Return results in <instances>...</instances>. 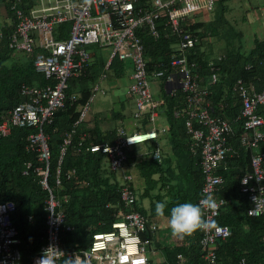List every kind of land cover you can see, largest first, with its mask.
<instances>
[{
	"label": "trees",
	"instance_id": "1",
	"mask_svg": "<svg viewBox=\"0 0 264 264\" xmlns=\"http://www.w3.org/2000/svg\"><path fill=\"white\" fill-rule=\"evenodd\" d=\"M227 1L216 0L215 18L210 21L197 23L190 18L187 19L190 30L199 36L194 46L188 49L187 58L196 65L194 71L197 73L196 79L199 84H206L210 79L211 67L216 68L217 80L208 86L204 102H208L212 115L227 119L234 130V136L230 139L234 149L232 155L218 167V172L224 179L218 193L227 202L219 210L214 224L228 225L230 234L225 239L216 240L217 263L264 264L262 240L264 220L261 216L247 214L249 200L247 194L240 190V178L250 170V156L255 150L264 151V141L256 148L243 147L238 143L237 137L242 132V125L241 121L235 118L240 111V101L232 89L238 77L252 82L256 90L264 86V37H255L254 46L247 49L242 48L240 43L235 42L237 47L235 46L232 39L237 34L235 30L215 29L216 22L220 23L219 28L221 24L229 26L228 22L231 20L228 21L225 16L229 9ZM6 3L8 15L14 24L16 20L14 7H21L28 13L35 1L8 0ZM158 22L157 38L150 33L148 27L137 30L143 42L149 72L155 68L166 67L169 70V58L176 42L175 37L168 34V26L163 24L162 20ZM13 24L3 28V38L0 40V122L8 117V111L15 104L29 98L28 95L21 93L22 85L36 86L48 83V79L35 70L32 56L8 47ZM68 25V22L58 25L56 32L58 38H65L68 35ZM211 31H217V37L224 39V46L215 55L201 49L203 39ZM89 49L91 60L84 71L67 78L64 106L54 112L50 123L42 126L43 132L48 136L50 151L48 186L59 201L57 208L65 213V223L71 226L70 229H61L60 243L64 249L77 252L90 246L93 234L110 231L113 228L112 223L122 218L118 214L120 209L129 210L120 198L123 180L116 171L107 167V152L100 148L89 149L91 144L113 143L117 126L101 129L96 121L91 124L82 121L76 126L74 123L79 117L80 109L93 92V84L101 74L111 72L121 77L127 70L130 69L131 72L132 67L129 61L113 58L105 68L107 56L101 54L100 47L93 45ZM246 64H251V67L246 69ZM72 96L75 99H71ZM163 97L162 118L168 127L165 133L167 150L161 149V160L157 161L152 157V152L158 143L153 141L141 153L132 148L126 149V162L133 165L135 171L145 181L140 198L148 194L150 196V192L155 189H164L163 195L155 192L151 196L153 199L149 201V210L139 199L135 209L146 213L149 221L157 222L159 214L155 211V203L164 201L166 208L160 219L166 221L167 224L164 226L170 228L168 221L172 206L185 201L198 203L203 175L199 154L191 150L184 116L173 115L175 109L182 107L183 92L178 89L175 95L164 93ZM257 110L264 115L262 106ZM144 124L145 122H142V127ZM71 128L75 130L59 164L60 182L56 184L60 145L66 131ZM32 131L37 129L33 126H12L10 134L0 135V201L11 200L15 204L11 216L18 230L20 238L18 247L24 264H32V257L40 251L46 241L44 206L47 190L40 183V174L35 171V167L44 163L38 159V150L28 147L27 136ZM27 163H30L29 167L26 166ZM130 185L138 195L132 182ZM166 227L164 228L167 229ZM160 230V227H157L153 233L146 231L140 234L142 238H150L154 252L161 253L159 259L149 255L148 264L172 263L178 253L184 256V264H208L202 257L201 230L183 238L171 232L170 237L164 234L162 239ZM241 260L244 262L241 263Z\"/></svg>",
	"mask_w": 264,
	"mask_h": 264
},
{
	"label": "built area",
	"instance_id": "2",
	"mask_svg": "<svg viewBox=\"0 0 264 264\" xmlns=\"http://www.w3.org/2000/svg\"><path fill=\"white\" fill-rule=\"evenodd\" d=\"M215 2L216 0H40L39 6L30 9L28 13L21 7L14 8L16 20L8 47L32 56L35 70L48 79L45 85H22L21 93L29 98L15 104L8 111V117L0 122L1 136L10 134L12 126H33L37 129L28 134L27 140L28 147L38 150V159L44 163L35 167V171L40 174V183L47 190L44 206L46 241L32 257V264H36L42 251L49 245L57 246L70 256L76 253L84 257L87 264H148V255L154 252L150 238H142L140 234L146 231L153 233L159 224L149 221L146 213L135 209L137 193L130 185L131 173L126 172L122 175L120 198L129 210L118 211L122 218L112 223L113 228L93 234L90 246L80 252L66 250L60 243L61 229H70L71 226L65 223V213L57 208L59 201L48 186L50 151L48 136L43 132L42 126L50 123L54 112L64 106L67 78L84 71L91 60L89 47L93 45L110 49L105 68L113 58L130 61L132 70L129 73L127 93L133 99L132 115L135 125L138 122L136 126L139 127L129 131L123 124H119L115 128L113 143L91 144L89 149L100 148L107 152V167L117 172L126 163V149L146 140H156L168 128L167 124L159 123L164 101L152 95L150 79H163L169 83L171 95H175L180 89L183 92V104L174 110L173 115L184 116L191 150L199 154L203 183L198 202L202 197L211 196L217 205L216 208L203 207V215L209 226L206 230H201L202 257L208 264H218L216 240L225 239L230 234L228 225L214 224L219 210L227 202L218 193L224 181L218 167L232 155L234 149L230 139L234 136V130L227 119L212 115L208 102H204L208 86L217 80L216 68L211 67L210 79L206 84H199L194 71L196 65L187 58L188 49L199 38L188 27L187 19L202 11L212 12ZM160 20L168 26V34L174 36L176 42L169 58V70L165 67L149 72L143 42L137 30L148 27L150 33L157 38ZM66 22L69 23L68 35L58 38V25ZM1 38L2 29L0 40ZM250 67L251 64L245 65L246 69ZM105 76L106 74H101L93 84L89 100L100 89L99 81ZM232 89L240 101V111L235 118L242 125V132L237 137L238 143L243 147L256 148L264 141V115L257 110L259 106L264 109V86L256 90L252 82L238 77ZM71 99L75 97L72 96ZM89 100L80 109L74 126L83 121ZM142 122H145L144 127H141ZM74 130L75 128H71L66 131L60 145L56 184L60 182L59 164ZM161 156V149L157 146L152 157L160 161ZM249 165L250 170L240 178V190L247 194L249 200L247 214L261 216L264 220V151L252 152ZM26 166L29 167L30 163ZM14 210L13 201H0V264H24L18 247V230L11 216ZM262 240L264 241V233ZM168 264H184V256L178 253L175 261Z\"/></svg>",
	"mask_w": 264,
	"mask_h": 264
},
{
	"label": "crops",
	"instance_id": "3",
	"mask_svg": "<svg viewBox=\"0 0 264 264\" xmlns=\"http://www.w3.org/2000/svg\"><path fill=\"white\" fill-rule=\"evenodd\" d=\"M7 1L8 0H0V16L3 19L2 20L3 21L2 26H0V29H2V31H3V28H5V26H9V25L11 26L13 24V19L8 15V12H7V8H6V6H7L6 2ZM34 1H35V3H33V5L31 6V9L39 6L40 0H34ZM261 1H263V3H264V0H261ZM14 8H16V7H14ZM261 8H263V11L260 10V12L261 13L263 12V13L260 14V12L258 11V13L256 12L257 13L256 15H258L259 18L261 16H263L259 20V22H260L259 25L262 28V31L264 33V6H261ZM230 10H231V8L228 9L227 11L230 12ZM4 18L5 19L7 18L8 22L5 21ZM189 18L192 21L197 22V23L202 22V21H210V20L215 18V11L214 10L212 12L202 11L200 13H196V14L191 15ZM226 18H228V17H226ZM229 20L230 19H228V21ZM219 24H218V22H216L217 27H215V29L222 30L224 25L221 24V26L219 28ZM259 38H262V37H259ZM221 40H224V39L222 38ZM101 54L103 56L108 55V53H107V55L104 53H101ZM129 68H130V66H129ZM129 73H130V69L127 70V73L125 75H123L121 77H117L113 73L111 74V72L110 73L108 72V74L106 73L107 75L103 78V80L99 81L101 90L93 93V97L89 100L88 108H87L85 117L83 119V122L85 124H91V123L96 121V123H98V125L101 129H107L109 127L114 128L115 126H117L119 124L130 125V121L133 120L132 123L134 125L133 126L130 125V126H132L133 129L135 127H139V126H136L138 122L135 125V119L133 118V115H132V112L134 109L133 99L127 93V83L129 81ZM124 76L126 77V80L120 82V79L123 78ZM154 80H156V81H154ZM161 80L160 79H153L152 81H154L153 83H155L153 85L155 87H158V90L160 93V96H158V98L163 99V101H164L163 94L169 93L170 88H169V83H166L165 80H162V81ZM150 89H151V87H150ZM151 92H152V90H151ZM116 104H118V107H116ZM162 115L164 116L163 113H162ZM111 121L115 122L112 126L110 125ZM159 123L167 124V122H165L164 118H162V117H161ZM126 125H125V128H126ZM127 128H130V127H127ZM165 133H166V131L163 134H160L156 140L158 143V146L162 150H167V146H166L167 136Z\"/></svg>",
	"mask_w": 264,
	"mask_h": 264
},
{
	"label": "rangeland",
	"instance_id": "4",
	"mask_svg": "<svg viewBox=\"0 0 264 264\" xmlns=\"http://www.w3.org/2000/svg\"><path fill=\"white\" fill-rule=\"evenodd\" d=\"M227 5H228L229 9L231 8V10H230V12H226L225 16L228 17V19H230L231 21L228 22L229 26H226V25L223 26L224 31L235 30V32H237V34L235 36H233V38H232L234 43L235 42L238 44L240 43L242 45V48H247V49L251 48L255 44L254 43L255 37H257V36L263 37L264 36L262 28L259 25L260 24L259 20L263 16H261L259 18L258 15H256L258 13V11L259 12H260V10L263 11V8H261V6H264L263 1H261V0H229V1H227ZM262 13L260 12V14H262ZM2 20L3 19L0 16V26H2V22H3ZM5 21L8 22V19L6 18ZM228 27H231V29H228ZM208 33H209L208 36L206 35L207 37L205 36V38L203 39V46L201 49L210 52L211 55H215L221 51L220 48H222L224 46V41L217 37V31L216 32L211 31ZM225 34H227V32H225ZM236 43H235V46H236ZM100 50L102 51V53L107 55V53L109 52L110 49L108 47H100ZM121 79H120V82L126 80V77L124 76ZM152 80L153 79H150V87L152 90V94H153L154 98H158V96H160L158 87H155L153 85V84H155L153 82L156 80H154V81H152ZM100 90H101V88L98 91H100ZM116 107H118V104H116ZM162 113L164 114L163 111H162ZM132 122H133V120L130 121V125L133 126L134 124ZM114 123L115 122L111 121L110 125L112 126ZM130 125H126V128L130 127V128H127L129 131L133 129V127ZM156 140H146V141H143L141 143H138V144L131 146V148L135 149V150H137V152L141 153L147 148L148 144H150L151 142L156 141ZM124 171L131 173V175H132L131 182H132L133 186L136 188L138 195H139V196L137 195L138 196L137 200L139 199L141 201V203L143 204V206L149 210L150 209L149 201L151 199H153V197L151 198V196L155 192L162 193V195H163L164 189H162V188L155 189L152 192H150V196L148 194V195H144L143 197L140 198V194H142V192L145 188L144 179L135 171V168L133 167V165L127 164V162L122 168H120V170L117 171V174L121 177V179H122V175H123ZM154 201H155V199H154ZM157 217L159 219V221H157V222H158L159 227L161 229L160 230V238L162 239L164 237V234H167L170 237L171 232H172L171 228H167L166 226H164L167 223L163 219L162 220L160 219L161 218L160 215H158ZM164 227H166L167 229H165ZM149 255L154 257V259H159L161 257V253L159 251L150 252Z\"/></svg>",
	"mask_w": 264,
	"mask_h": 264
},
{
	"label": "clouds",
	"instance_id": "5",
	"mask_svg": "<svg viewBox=\"0 0 264 264\" xmlns=\"http://www.w3.org/2000/svg\"><path fill=\"white\" fill-rule=\"evenodd\" d=\"M203 207L216 208L217 205L211 196H205L198 203L185 201L172 206L168 221L172 233L183 238L192 235L197 230H206L209 222L203 215ZM165 208L166 203L164 201H156L155 211L157 214L163 215ZM36 264H87V261L76 253L70 256L57 246L49 245L42 251Z\"/></svg>",
	"mask_w": 264,
	"mask_h": 264
}]
</instances>
